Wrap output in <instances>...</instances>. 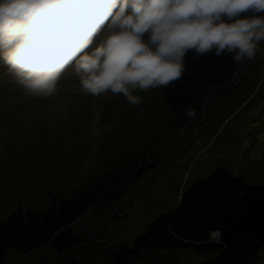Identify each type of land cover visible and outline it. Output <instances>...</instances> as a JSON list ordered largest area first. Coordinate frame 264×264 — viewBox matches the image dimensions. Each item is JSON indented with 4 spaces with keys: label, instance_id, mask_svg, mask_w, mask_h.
<instances>
[{
    "label": "rangeland",
    "instance_id": "rangeland-1",
    "mask_svg": "<svg viewBox=\"0 0 264 264\" xmlns=\"http://www.w3.org/2000/svg\"><path fill=\"white\" fill-rule=\"evenodd\" d=\"M163 91L140 92L139 106L110 92L93 97L70 66L55 95L34 97L0 61V222L19 205L41 209L53 197L60 203L87 192L101 174H112L108 193L71 223L80 244L60 251L49 243L28 253L10 247L4 264H112L110 249L133 246L151 221L177 209L183 188L214 168L264 183V43L224 84L205 90L194 119L179 120ZM143 157L153 166L110 199L125 170L142 167ZM219 253L146 250L131 264H202ZM257 259L264 264V246Z\"/></svg>",
    "mask_w": 264,
    "mask_h": 264
},
{
    "label": "clouds",
    "instance_id": "clouds-1",
    "mask_svg": "<svg viewBox=\"0 0 264 264\" xmlns=\"http://www.w3.org/2000/svg\"><path fill=\"white\" fill-rule=\"evenodd\" d=\"M262 43L264 0H0V61L34 97L71 66L85 94L139 106L183 78L190 50L242 64Z\"/></svg>",
    "mask_w": 264,
    "mask_h": 264
},
{
    "label": "trees",
    "instance_id": "trees-1",
    "mask_svg": "<svg viewBox=\"0 0 264 264\" xmlns=\"http://www.w3.org/2000/svg\"><path fill=\"white\" fill-rule=\"evenodd\" d=\"M186 63L183 78L163 91L165 102L183 122L189 120L185 109L195 108L198 115L204 106L205 90L224 84L241 65L233 61L231 54L199 56L192 50ZM141 160L142 167L125 170V181L108 195L110 199L122 196L153 166L146 158ZM123 169L119 167L120 174ZM111 177V173L101 174L87 192L60 203L53 197L41 209L22 205L15 208L0 222V264H4L10 247L28 253L49 243L60 251L80 244L71 223L86 212L94 198L108 193ZM179 197L177 209L151 221L133 246L121 243L110 249L112 264H131L143 251L155 249L220 252L202 264H258L257 257L264 246V183H249L230 169L218 166L183 188ZM213 231L219 232L217 242L212 241Z\"/></svg>",
    "mask_w": 264,
    "mask_h": 264
},
{
    "label": "built area",
    "instance_id": "built-area-1",
    "mask_svg": "<svg viewBox=\"0 0 264 264\" xmlns=\"http://www.w3.org/2000/svg\"><path fill=\"white\" fill-rule=\"evenodd\" d=\"M217 232H218V231H217ZM214 236H215V237H216V236H218V237H219V232H218L217 234H213V236H212V237H214ZM215 237H214V238H215Z\"/></svg>",
    "mask_w": 264,
    "mask_h": 264
}]
</instances>
